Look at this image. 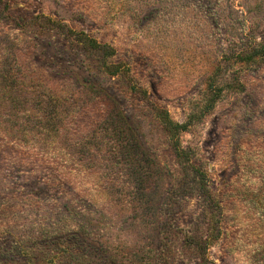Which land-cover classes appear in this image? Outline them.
<instances>
[{"label": "rangeland", "instance_id": "1", "mask_svg": "<svg viewBox=\"0 0 264 264\" xmlns=\"http://www.w3.org/2000/svg\"><path fill=\"white\" fill-rule=\"evenodd\" d=\"M11 3L109 44L123 73L54 28L0 13V90L14 81L41 97L33 105L59 131L38 139L11 100L19 123L0 116V264H199L194 242L212 220L165 121L200 113L209 76L264 45V0ZM240 77L178 137L223 208L214 264H264V60Z\"/></svg>", "mask_w": 264, "mask_h": 264}, {"label": "trees", "instance_id": "2", "mask_svg": "<svg viewBox=\"0 0 264 264\" xmlns=\"http://www.w3.org/2000/svg\"><path fill=\"white\" fill-rule=\"evenodd\" d=\"M0 13L3 18L17 27L23 28L32 20H36L37 23L54 28L64 34V36L82 43L87 50H90V52L96 56V60L98 61L100 68L107 74L115 76L123 73L122 66L113 59L115 49L107 43L99 42L95 37H93V35L86 31H77L65 22L55 21L51 17L44 15H34L32 16V19H30L28 15L13 7L11 0H0ZM263 60L264 45L255 43V45L251 46L250 49H244L236 57L230 58L228 65H220L219 68L209 76L208 88L205 91V97L209 98H207L200 113H191L190 116L183 122H174L172 119H167L165 121L172 137L174 149L185 170L184 175L187 180V188L201 196L204 203V212L209 215L212 220V223L210 224V227H212L213 230L212 234L209 237L194 242V248L199 256V264H214V261L209 257L208 251L212 241L217 239L221 233L220 220L222 219L221 212H223V208L218 204L217 192L209 185L205 172L198 169L199 167L194 166L196 162L193 160L195 159L196 154L191 148L181 147L178 137L181 132L187 131L193 122L197 119H201V117L217 102L218 97H221L222 94L225 93V90L241 89L244 86V83L240 75L242 76L244 69L255 66ZM237 63L240 65L237 67L238 69L235 70L240 75L234 77L233 80H224L223 71L228 70L229 67L231 68ZM241 63H244L247 66L243 67ZM8 87L13 91L11 92V89L9 88L8 91L6 87L2 88V92L0 90L2 98L0 99V116L4 119V123L6 120L7 122H10L13 119L11 116L7 117L5 113V111L8 112L9 110H12V108L8 105V100H11L12 102H15V105H20V107L22 106L20 108L21 112H28L27 115L29 116V122L31 124L30 130L33 133L38 132V139H42L43 137H46V135L50 136L59 133V131H56L54 127H51L52 125L50 123V119L47 117V115H49V107L45 104L37 105L38 108L36 105H33L35 104L37 98L38 101H43L41 97H34L31 92H28L30 90L27 91L17 83H14V81L9 84ZM136 91H138V88ZM7 93H11L12 96L5 97ZM145 96L147 97V95ZM19 119L16 121L13 119L15 121L14 124L19 123ZM218 209L219 211L217 212L216 210Z\"/></svg>", "mask_w": 264, "mask_h": 264}]
</instances>
